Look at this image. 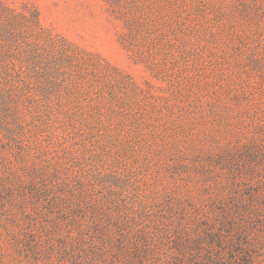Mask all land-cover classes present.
<instances>
[{
	"label": "rangeland",
	"instance_id": "1",
	"mask_svg": "<svg viewBox=\"0 0 264 264\" xmlns=\"http://www.w3.org/2000/svg\"><path fill=\"white\" fill-rule=\"evenodd\" d=\"M0 264H264V0H0Z\"/></svg>",
	"mask_w": 264,
	"mask_h": 264
}]
</instances>
